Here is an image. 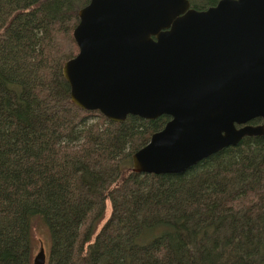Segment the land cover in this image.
Masks as SVG:
<instances>
[{
  "label": "trees",
  "instance_id": "obj_1",
  "mask_svg": "<svg viewBox=\"0 0 264 264\" xmlns=\"http://www.w3.org/2000/svg\"><path fill=\"white\" fill-rule=\"evenodd\" d=\"M88 2L0 0V264H32L35 223L46 264H264V136L135 173L169 118L115 123L71 102L62 67Z\"/></svg>",
  "mask_w": 264,
  "mask_h": 264
},
{
  "label": "water",
  "instance_id": "obj_2",
  "mask_svg": "<svg viewBox=\"0 0 264 264\" xmlns=\"http://www.w3.org/2000/svg\"><path fill=\"white\" fill-rule=\"evenodd\" d=\"M62 75L78 108L111 122L169 120L132 155L137 174H180L264 136V0H89ZM254 120L259 124L252 125ZM40 242L32 264H45Z\"/></svg>",
  "mask_w": 264,
  "mask_h": 264
},
{
  "label": "rangeland",
  "instance_id": "obj_3",
  "mask_svg": "<svg viewBox=\"0 0 264 264\" xmlns=\"http://www.w3.org/2000/svg\"><path fill=\"white\" fill-rule=\"evenodd\" d=\"M197 0H190L191 4L194 5V3L196 2ZM78 53V52H77ZM110 216V204L109 202L106 203V211H105V219H108ZM103 221V222H104ZM34 239L37 243L36 245V248H35V251H34V254H33V257L36 255V253L38 252V249H39V244L40 242L42 243L43 247H44V250H45V255H46V263H47V258H48V251H49V247H50V243H49V237H48V232L47 230L45 229V227H43L42 225L40 224H37L35 223L34 225ZM45 263V264H46Z\"/></svg>",
  "mask_w": 264,
  "mask_h": 264
},
{
  "label": "flooded vegetation",
  "instance_id": "obj_4",
  "mask_svg": "<svg viewBox=\"0 0 264 264\" xmlns=\"http://www.w3.org/2000/svg\"><path fill=\"white\" fill-rule=\"evenodd\" d=\"M219 1V0H218ZM218 1L216 2V4L218 3ZM215 4V5H216ZM215 5H213V6H215ZM213 6H206V8H203V9H199V10H197L196 8H194V6L191 4V2H190V0H189V8L190 9H194V10H197V11H203V10H206V9H208V8H210V7H213Z\"/></svg>",
  "mask_w": 264,
  "mask_h": 264
}]
</instances>
